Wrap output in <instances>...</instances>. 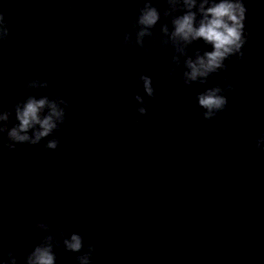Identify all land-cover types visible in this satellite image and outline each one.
Segmentation results:
<instances>
[{
	"label": "clouds",
	"instance_id": "1",
	"mask_svg": "<svg viewBox=\"0 0 264 264\" xmlns=\"http://www.w3.org/2000/svg\"><path fill=\"white\" fill-rule=\"evenodd\" d=\"M106 11V6L97 9L98 14ZM124 18L127 24L120 34V47L147 56L154 55L157 47L162 54L170 51V67L160 78H174L180 72V81L188 88L209 85L213 77L228 70L226 61H242L251 38L246 31L244 0H163V8L160 0H139L131 17L125 14ZM10 35L6 13L0 10V45ZM201 41L203 48H193ZM138 81L144 95L137 93L133 99L139 116L146 117L148 100L155 99L157 92L151 76L141 74ZM49 87L46 79L30 78L23 85L24 95H18L11 107L0 106V144L9 152L17 145H42L45 151L59 148L70 104L61 95L32 94ZM234 91L225 78L197 92L195 102L202 119L210 121L225 112L230 103L226 94ZM254 143L264 154V132ZM30 237V242L0 252V264H57L59 249L76 254V264H94L95 244L85 246L84 236L62 222L37 220L31 225Z\"/></svg>",
	"mask_w": 264,
	"mask_h": 264
}]
</instances>
